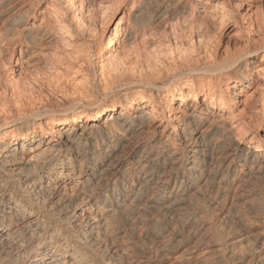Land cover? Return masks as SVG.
Listing matches in <instances>:
<instances>
[{"label": "bare ground", "instance_id": "bare-ground-1", "mask_svg": "<svg viewBox=\"0 0 264 264\" xmlns=\"http://www.w3.org/2000/svg\"><path fill=\"white\" fill-rule=\"evenodd\" d=\"M37 1L0 0L6 42L60 45L83 88L97 57L107 100L0 88V264H264V17L204 13L222 51L189 0Z\"/></svg>", "mask_w": 264, "mask_h": 264}, {"label": "rangeland", "instance_id": "rangeland-1", "mask_svg": "<svg viewBox=\"0 0 264 264\" xmlns=\"http://www.w3.org/2000/svg\"><path fill=\"white\" fill-rule=\"evenodd\" d=\"M223 1H226V0H189L192 7L196 9L195 12L198 13L199 16L201 15L200 17L198 16L199 20L202 19L200 20V22L207 21L205 23L207 24V26H205L204 22L202 24L198 22L200 25L204 26V27L201 26L202 27L201 28L202 30H200L201 35H202V32L203 34L205 33V35L207 34L205 37L220 34L222 36L221 42H220L222 51H224L227 47L233 48L234 45L239 43L235 38L232 37L231 30L233 29V27H230L229 26L230 24H228L226 29H224V31H222L221 33L220 32L221 29L219 30L220 28L219 25H217L216 22L213 23L212 21H210V19H206L203 14L210 11V9H213L214 7H222ZM228 2L226 1L225 4L228 6H230L229 4H231V6H233V3L231 1L230 3ZM36 3H38V1L33 3V7H35V5L36 7H42V10H44L45 12L49 11L50 10L49 8L53 4L52 0H39V3L38 4ZM239 6L241 8L239 11L240 16H244L245 14L248 13V10L251 9L252 11L250 12V14H253L252 16H254V18H257V17L260 18L261 16V19H262L264 17V1L262 0H244L243 4ZM259 8L261 9L258 10ZM92 17L93 16L91 15L90 18ZM93 19L94 17L91 19V21ZM92 22L95 24L97 23V21L95 22V19ZM244 25H247V24H245L244 22ZM176 26L174 28V31L175 29L176 30L178 29L177 31H179L180 30L179 26L178 27ZM185 26L187 27V25ZM185 26L183 27L186 28ZM102 27L105 28L106 25H102L101 28ZM4 35L5 34H3V32L1 31V24H0V80H1L0 88L8 89L7 98H4L6 94H4L3 97H1L3 99L2 101L4 102L6 101L5 104H8V106H10V104H13L15 102L17 104L19 98L21 97H24L25 99L21 98L22 100L20 99L19 101H23V102L27 101L28 98L26 95H28V97L32 96V98H34L35 100L42 99V102L45 103L46 105H48L51 102L50 101L51 97L56 102V105H58L57 103H59V100L63 96L65 95L73 96V94L78 95V93L81 95L83 94L82 96L84 98H87V99L90 98V100H94L97 102H104L107 100L105 96V92H104L105 90H102V89L100 90V88H97L95 85L94 79L98 77L97 76L98 69L95 66V63L97 62L96 60H98L95 58L97 57H94L93 60L90 61V63L85 65V70H86L85 73L87 72L86 74H88L87 75L88 84H86V87L88 88L78 87L76 86L73 80V72H74V67L77 66V63L79 62V60H77L75 57H71L68 54H65L64 52L65 50H62L60 45L54 44L50 47L47 46L48 48L45 47V49H42V48L38 49L37 54L44 53L43 57H45L44 58L45 60L43 59V61L39 62L40 64L39 65L35 61L34 56L27 55L26 48L20 45V41L18 42V40L16 39L14 41H11V43L10 42L7 43L5 40V37L7 38V36H4ZM101 48H102L101 44L99 43H94V44L90 43L88 50L90 54H97V53L100 54ZM115 84L113 85L114 87L117 86L116 88L121 89L122 87H124L125 83L121 80H118L117 83ZM84 89H87V90H84ZM13 90L14 92L17 91V94L18 92H20L18 97L17 95H15V98H14V100H16L15 102L14 100H12L14 97V94H16V93H14L13 95L11 94L13 93ZM8 93H9V96H8ZM21 93H24V94L21 95ZM27 93H30L31 95ZM1 98H0V102H1ZM10 98H11V101H10ZM40 101L37 100V102H40ZM46 102L47 103L49 102V103L47 104ZM17 106L15 105V108L17 110L13 108L14 104L12 107L13 110L12 108H9V107L8 108L3 107V109L5 108L7 109H5L6 113L4 112V110H2V114H3L2 116L3 117L15 116L12 114H16L15 112L18 111L19 105ZM8 109H11V110H8ZM9 113H12V114L9 115ZM9 117H6V118H9ZM261 196L262 198H260ZM263 199H264V195H258L257 197H254L253 201L255 202L252 201L253 203L251 202V205H253L255 209H260L261 207L259 206L260 205L259 203H261L262 205Z\"/></svg>", "mask_w": 264, "mask_h": 264}]
</instances>
